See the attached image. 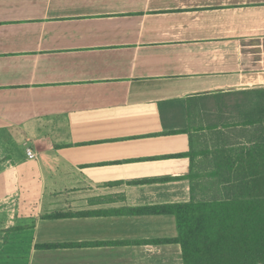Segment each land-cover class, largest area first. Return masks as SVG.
Returning a JSON list of instances; mask_svg holds the SVG:
<instances>
[{
	"label": "crops",
	"instance_id": "1",
	"mask_svg": "<svg viewBox=\"0 0 264 264\" xmlns=\"http://www.w3.org/2000/svg\"><path fill=\"white\" fill-rule=\"evenodd\" d=\"M261 88L264 0H0V264H183Z\"/></svg>",
	"mask_w": 264,
	"mask_h": 264
},
{
	"label": "trees",
	"instance_id": "2",
	"mask_svg": "<svg viewBox=\"0 0 264 264\" xmlns=\"http://www.w3.org/2000/svg\"><path fill=\"white\" fill-rule=\"evenodd\" d=\"M240 95L249 100L243 123L256 128L224 193L208 202L147 209L175 217L172 241L181 246L183 264H264V88Z\"/></svg>",
	"mask_w": 264,
	"mask_h": 264
},
{
	"label": "built area",
	"instance_id": "3",
	"mask_svg": "<svg viewBox=\"0 0 264 264\" xmlns=\"http://www.w3.org/2000/svg\"><path fill=\"white\" fill-rule=\"evenodd\" d=\"M26 153H27V156H28L29 159H34L35 158V155L32 154V152L29 149L26 151Z\"/></svg>",
	"mask_w": 264,
	"mask_h": 264
}]
</instances>
